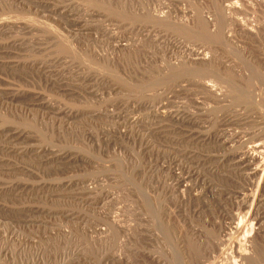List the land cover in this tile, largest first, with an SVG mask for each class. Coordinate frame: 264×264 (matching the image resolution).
Here are the masks:
<instances>
[{
  "label": "rangeland",
  "instance_id": "1",
  "mask_svg": "<svg viewBox=\"0 0 264 264\" xmlns=\"http://www.w3.org/2000/svg\"><path fill=\"white\" fill-rule=\"evenodd\" d=\"M263 134L264 0H0V264L219 261Z\"/></svg>",
  "mask_w": 264,
  "mask_h": 264
},
{
  "label": "bare ground",
  "instance_id": "2",
  "mask_svg": "<svg viewBox=\"0 0 264 264\" xmlns=\"http://www.w3.org/2000/svg\"><path fill=\"white\" fill-rule=\"evenodd\" d=\"M231 1V0H230ZM234 2H232V3H230V4H232L233 6H235L234 4H236V3H234ZM229 4V3H228ZM238 4V3H237ZM236 4V5H237ZM232 5H230V6H232ZM228 7L229 8V10H231V9H233L232 7ZM237 6H239V4L237 5ZM236 6V7H237ZM225 7V6H224ZM228 8H227V10H228ZM225 9H226V7H225ZM237 9H238V7H237ZM220 10V9H219ZM224 10V9H223ZM235 10V9H234ZM226 11V10H225ZM225 11H224V13H225ZM232 11V10H231ZM227 12V11H226ZM232 12H236V11H232ZM232 12H231V15L233 16V14H232ZM230 13V12H229ZM228 13V14H229ZM230 15V14H229ZM228 15V17H230ZM236 15V14H235ZM227 17V16H226ZM232 18V17H231ZM203 20V19H202ZM244 24V23H243ZM238 25H241L242 26V22L240 23V24H238ZM245 25V24H244ZM247 26V25H246ZM239 27V26H238ZM242 27H244V26H242ZM241 27V28H242ZM241 28H239L240 29V31H241ZM244 28H246V27H244ZM256 28V27H255ZM258 28V27H257ZM247 29V28H246ZM250 28H248V30H249ZM252 29V28H251ZM250 29V30H251ZM253 29H254V27H253ZM259 29V28H258ZM242 30H244L243 28H242ZM205 31V30H204ZM245 31V30H244ZM243 31V32H244ZM255 30H253V32H254ZM249 32V31H248ZM247 32V33H248ZM249 33H252L251 31L249 32ZM256 33V32H255ZM257 33H258V31H257ZM200 55H202V54H200ZM196 56H198V54L196 55ZM201 58H204V56L202 57L201 56ZM206 58H209V57H206ZM200 59V58H199ZM199 59H198V61H199ZM202 60V59H201ZM200 60V62H202L203 63V61H201ZM204 60H206V59H204ZM195 62V61H194ZM199 62V64H201L202 65V63H200ZM197 64V63H196ZM198 65V64H197ZM204 65V64H203ZM204 88H206V83H205V85L203 86ZM208 88H206L204 91L205 92H210L211 93V89L212 88H210V86H207ZM210 88V89H209ZM209 94V93H208ZM214 94V93H213ZM171 115V117L173 118V114H170ZM261 136V135H260ZM259 137V136H258ZM261 138L263 139V141H264V134H263V136H261ZM261 138H259V139H261ZM258 139V140H259ZM257 140V141H258ZM248 143V142H247ZM250 143H252V142H250ZM254 143V142H253ZM247 145V144H246ZM249 149V151H250V153H245V154H243V159H244V163L246 164L245 166H248V167H250V169H251V175H252V177L253 178H258V177H260V178H258L259 180L261 179V181H264V143H262L261 141H260V143H258V144H252V146L250 147V148H248ZM237 155V154H236ZM241 157V156H240ZM239 157V158H240ZM239 162H240V160H239ZM240 163H242V161L240 162ZM244 166V167H245ZM249 174H250V171H249ZM248 174V175H249ZM249 180H250V178H249ZM251 181V180H250ZM253 181V180H252ZM260 181V182H261ZM254 182V181H253ZM260 182H259V184H260ZM255 183V182H254ZM262 183V182H261ZM256 185V184H255ZM253 186V185H252ZM258 188V187H257ZM182 193V192H181ZM255 193V192H254ZM181 195V194H180ZM184 195V194H183ZM180 197V196H179ZM254 198H255V196H254ZM183 199V198H182ZM248 199V198H247ZM247 199H245V200H247ZM250 199V198H249ZM244 201V200H243ZM243 201H242V203H243ZM259 201V200H258ZM248 202H250V201H247V204H248ZM253 202V201H252ZM246 202L244 201V204H245ZM255 203V202H254ZM252 204V203H251ZM254 205V204H253ZM246 206V205H245ZM251 207H252V205H251ZM246 208V207H245ZM253 208L254 207H252V208H250L249 209V211H247V213L245 214V218L244 219H242V221H239L238 223H232L231 222V225H230V233H231V236L230 235H228L230 238H228V239H226V240H224L223 241V238H222V240H220L219 242L220 243H218L219 245L217 246V260H219V261H213L212 263H210L209 261V263L210 264H257L256 263V261H255V258L251 255V252H252V249L254 248L253 246H254V244H253V241H254V238H255V236L257 235V234H259L260 232L259 231H261V229L263 230V223H262V220L260 219V218H258L256 215H255V213H254V211H253ZM257 209H258V207H257ZM256 213H258V212H256ZM232 221H233V219H232ZM221 231V230H220ZM228 231V232H229ZM259 232V233H258ZM225 234V233H224ZM244 235L243 237H242V239L240 238L239 240H237V241H234V239L232 238V237H238V236H240V235ZM227 236V235H226ZM227 236V237H228ZM220 238V237H219ZM220 238V239H221ZM236 239V238H235ZM217 244V243H216ZM256 247V246H255ZM254 251H255V249H254ZM215 256V257H216ZM215 257H214V259H215Z\"/></svg>",
  "mask_w": 264,
  "mask_h": 264
}]
</instances>
